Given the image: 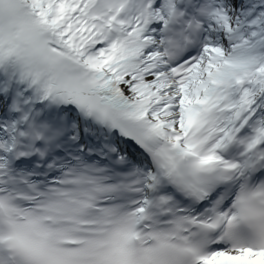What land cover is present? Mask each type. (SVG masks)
I'll return each instance as SVG.
<instances>
[{
    "label": "snow or ice",
    "instance_id": "1",
    "mask_svg": "<svg viewBox=\"0 0 264 264\" xmlns=\"http://www.w3.org/2000/svg\"><path fill=\"white\" fill-rule=\"evenodd\" d=\"M0 264H264V0H0Z\"/></svg>",
    "mask_w": 264,
    "mask_h": 264
}]
</instances>
